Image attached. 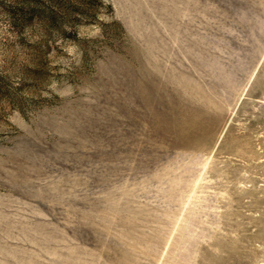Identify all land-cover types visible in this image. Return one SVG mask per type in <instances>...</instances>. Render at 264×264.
Returning a JSON list of instances; mask_svg holds the SVG:
<instances>
[{
	"label": "rangeland",
	"instance_id": "374dc122",
	"mask_svg": "<svg viewBox=\"0 0 264 264\" xmlns=\"http://www.w3.org/2000/svg\"><path fill=\"white\" fill-rule=\"evenodd\" d=\"M0 264H264V0H0Z\"/></svg>",
	"mask_w": 264,
	"mask_h": 264
}]
</instances>
